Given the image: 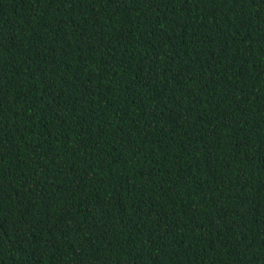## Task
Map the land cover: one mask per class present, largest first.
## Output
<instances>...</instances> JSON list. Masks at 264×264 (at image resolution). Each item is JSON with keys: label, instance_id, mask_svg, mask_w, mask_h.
<instances>
[{"label": "trees", "instance_id": "1", "mask_svg": "<svg viewBox=\"0 0 264 264\" xmlns=\"http://www.w3.org/2000/svg\"><path fill=\"white\" fill-rule=\"evenodd\" d=\"M0 264H264V0H0Z\"/></svg>", "mask_w": 264, "mask_h": 264}]
</instances>
